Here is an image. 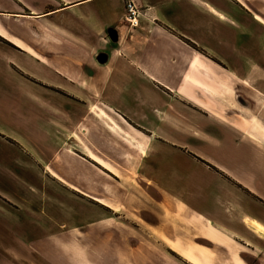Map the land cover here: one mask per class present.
<instances>
[{
  "label": "crops",
  "instance_id": "0c3cea01",
  "mask_svg": "<svg viewBox=\"0 0 264 264\" xmlns=\"http://www.w3.org/2000/svg\"><path fill=\"white\" fill-rule=\"evenodd\" d=\"M128 1L0 0V81L11 88L14 119L12 130L0 127V148L14 153L0 184L32 178L20 146L24 158L42 153L45 184L64 190L56 204L83 206L78 222L64 217L53 231L100 233L97 225L126 212L123 201L138 204L121 185L139 167L151 193L172 196L173 207L158 203L171 236L161 212L136 218L171 251L189 264H264V237L246 223L264 227V76L254 75H264V0H132L138 27L125 20ZM69 117L78 131L63 134ZM233 184L243 216L229 220L220 202ZM36 218L30 229L52 231ZM108 232L115 249L117 233ZM59 243L38 249L47 263L68 256Z\"/></svg>",
  "mask_w": 264,
  "mask_h": 264
},
{
  "label": "rangeland",
  "instance_id": "374dc122",
  "mask_svg": "<svg viewBox=\"0 0 264 264\" xmlns=\"http://www.w3.org/2000/svg\"><path fill=\"white\" fill-rule=\"evenodd\" d=\"M254 75H256V78L264 76L260 73ZM0 84V88L2 87V89H0V127H3L4 131L7 132L14 128L12 113L13 104L8 97L9 93H11V88L8 87V83L0 81ZM250 85H255L256 88V82H254V84L250 82ZM259 90L262 91L263 89ZM252 93L253 91L250 89L249 94L252 95ZM74 106L77 105L74 104ZM75 114L76 111L74 115ZM69 119V131L63 129V134L70 132L77 133L78 131L76 120L74 121L72 117H69ZM78 120L79 125L80 119ZM91 120L93 121L90 127L93 128L96 126L95 135L98 137L103 127L96 118H92ZM63 123L65 122L63 121ZM249 124L251 125V121ZM15 129V133L23 132L25 134L23 127H21V129L15 127ZM84 129L86 130L84 132L85 141L87 139L93 140L94 132L92 129L89 130L87 127ZM62 138H64V136H62ZM64 141L66 140L64 139ZM73 141V139L69 141V146L71 148H79ZM94 145L99 152L105 155L108 153L110 155V153L104 151L102 146L98 143L94 142ZM20 148L22 163H25L29 167L27 170L32 169L34 174L29 172L32 177L29 178L28 172H26V175H23L22 172L18 181L0 184V206H3L0 208V260L3 259L4 264H49L50 262L47 263L46 259L39 254L38 249H45L46 241L50 239H56L58 242L63 243V246L67 249L63 247L64 250L62 251L68 254L66 258H62L63 260H55L54 264H189L171 251L157 235L145 228L144 225L142 226L141 222L137 220L136 217L141 218V215H143L141 211L145 208L148 209V214L150 216L153 214L157 215L160 212L164 214V212L161 211L162 207L160 208V205H158L159 202L163 204L166 203V208L167 205L173 207L174 204L170 194L162 193L163 196L159 197L156 196L155 193H151V190L145 187L142 180L139 179V167L133 170L132 174L128 173L132 182L128 184L122 183L121 185L125 187L121 189L122 193L125 194L123 197H131L134 195L138 199V204L132 206L123 201L122 203L126 204L127 207L126 212L121 211L119 215H115L117 218L108 221L106 224L97 225L98 230L101 229L105 232L101 230H99L100 233L97 230L89 231V228H84L80 231L72 230L70 232H66L64 229L53 231V229H55L53 225L62 224L64 217L72 221L76 219V222H78L79 219L74 213L80 211L81 208L83 209V206L75 199L73 202L66 200L59 201L62 202V204L58 206L56 203L58 199L61 198V195H64V190L60 186L52 184L50 181L45 184V181L48 180H45L44 174V165L47 159L42 153L34 154L35 157L31 159L27 157L24 158V154L28 155L29 152L23 146H20ZM132 153L135 156V152ZM150 153L152 152H149V154ZM13 155V150H9L5 145L3 147L1 146L0 165L3 164V166L6 165L11 167ZM2 168L3 167H0V169ZM0 181L2 180L0 179ZM5 181L9 182L11 179ZM231 187H233V189H231ZM231 187L226 189L228 200H225L224 203L220 202L222 205L220 208L224 209L226 217L229 220L239 219L240 215L243 216L240 210L242 208L239 203L240 200L236 198L237 195L235 194L236 186L233 184ZM60 192L63 194H60ZM232 198H236L237 203L232 202ZM51 203H53L54 206ZM66 205L71 209L66 208ZM58 207L60 209H58ZM243 207L247 208L246 202L243 203ZM104 211L114 217V212L111 210L105 208ZM68 212L72 215L68 214ZM35 215L37 217V223H47L52 231L47 232L40 229L33 231V229H30L27 224L32 223L31 218ZM17 223H21L25 225V227L22 226V228H20ZM178 223L183 227L181 222ZM159 224L160 227L164 229L167 236H171L170 229L172 230V220L165 218L164 214V216H161ZM155 225L156 224H154V226ZM113 226L119 228L123 235V237L120 235V239H125V241L122 242L118 240L119 234L114 228L112 229ZM26 227L28 229H26ZM110 230H112V233H117L115 239H117L116 241H118L117 244L119 245H117L115 249L112 246V242H110L111 239L114 240V235L112 234V236H110V232H108ZM87 232L88 234H85ZM104 234L107 235V241H104V238L101 239ZM40 238H45V241L39 240ZM172 242L173 241H171V244H173ZM61 243H59V245H61ZM72 243L75 245V247L73 246L74 248H72ZM121 244L124 245L123 248ZM186 246L188 245L186 244ZM186 246L177 244L179 249L185 248ZM185 252H188L187 248ZM70 258L74 259V261Z\"/></svg>",
  "mask_w": 264,
  "mask_h": 264
},
{
  "label": "built area",
  "instance_id": "2783aa9c",
  "mask_svg": "<svg viewBox=\"0 0 264 264\" xmlns=\"http://www.w3.org/2000/svg\"><path fill=\"white\" fill-rule=\"evenodd\" d=\"M127 13L125 20L132 26V27H138L139 25V16H140V10L137 8L135 3L132 0H129L127 2Z\"/></svg>",
  "mask_w": 264,
  "mask_h": 264
},
{
  "label": "bare ground",
  "instance_id": "6f19581e",
  "mask_svg": "<svg viewBox=\"0 0 264 264\" xmlns=\"http://www.w3.org/2000/svg\"><path fill=\"white\" fill-rule=\"evenodd\" d=\"M247 225H249V227H251L252 229H254L259 235L264 237V227L257 223L256 221H246Z\"/></svg>",
  "mask_w": 264,
  "mask_h": 264
}]
</instances>
